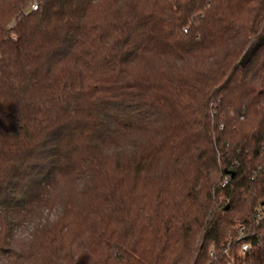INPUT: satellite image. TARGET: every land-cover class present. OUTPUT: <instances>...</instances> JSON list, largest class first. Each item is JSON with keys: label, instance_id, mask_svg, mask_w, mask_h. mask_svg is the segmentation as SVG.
Wrapping results in <instances>:
<instances>
[{"label": "trees", "instance_id": "obj_1", "mask_svg": "<svg viewBox=\"0 0 264 264\" xmlns=\"http://www.w3.org/2000/svg\"><path fill=\"white\" fill-rule=\"evenodd\" d=\"M32 1L0 0V264H264V0Z\"/></svg>", "mask_w": 264, "mask_h": 264}, {"label": "built area", "instance_id": "obj_2", "mask_svg": "<svg viewBox=\"0 0 264 264\" xmlns=\"http://www.w3.org/2000/svg\"><path fill=\"white\" fill-rule=\"evenodd\" d=\"M38 6H39V3H38V0H33L31 3H30V7L32 10H37L38 9ZM230 181V177L229 175L227 174L221 181V186H226ZM259 217L261 216V213L258 212L257 214ZM246 229L241 226L239 231H240V236L238 237L237 240H241V239H245L247 238L250 234L247 233L245 231ZM252 248V244L250 242H247V241H244L241 245V248H240V253L241 254H246L247 252H249ZM228 251V247L225 248V252ZM211 255H214V250L211 251ZM229 264H236L234 262H230Z\"/></svg>", "mask_w": 264, "mask_h": 264}, {"label": "water", "instance_id": "obj_3", "mask_svg": "<svg viewBox=\"0 0 264 264\" xmlns=\"http://www.w3.org/2000/svg\"><path fill=\"white\" fill-rule=\"evenodd\" d=\"M225 173H227V174H232L233 175V173H231L230 171H226ZM264 204V203H263Z\"/></svg>", "mask_w": 264, "mask_h": 264}]
</instances>
